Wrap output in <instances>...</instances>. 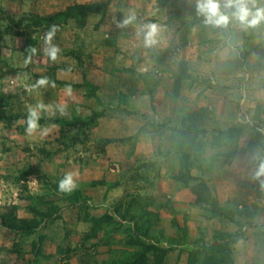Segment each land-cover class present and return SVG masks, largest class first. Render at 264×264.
<instances>
[{"label": "rangeland", "instance_id": "374dc122", "mask_svg": "<svg viewBox=\"0 0 264 264\" xmlns=\"http://www.w3.org/2000/svg\"><path fill=\"white\" fill-rule=\"evenodd\" d=\"M197 2L0 0V264H264V22Z\"/></svg>", "mask_w": 264, "mask_h": 264}, {"label": "clouds", "instance_id": "9594fccd", "mask_svg": "<svg viewBox=\"0 0 264 264\" xmlns=\"http://www.w3.org/2000/svg\"><path fill=\"white\" fill-rule=\"evenodd\" d=\"M223 7L226 9H231L230 13H226L221 9L220 0H198L197 9L200 14L205 17V23L214 25V26H223L227 25L231 19H235L241 25L246 27H255L260 23L264 22V0H224ZM134 16H130L127 20H124L123 23L127 24ZM56 25H52L51 29L46 34V42L49 43V47L45 49L47 55L55 60L59 49L56 45L51 44L52 37L56 31ZM146 32V42H154L153 37L157 32V26L155 24L145 25ZM32 52H35L36 49L32 48ZM47 81V78H41L37 81L36 85L33 87H38L39 85H44ZM37 111L35 108L30 109V114L28 116V129L27 131L31 132L37 127ZM264 176V158H260L259 167L255 173V177L259 179ZM264 183V181H262ZM59 187L62 191H72L76 184L73 180V174L68 173L63 179L59 182Z\"/></svg>", "mask_w": 264, "mask_h": 264}]
</instances>
